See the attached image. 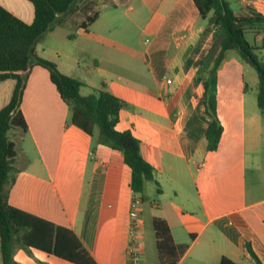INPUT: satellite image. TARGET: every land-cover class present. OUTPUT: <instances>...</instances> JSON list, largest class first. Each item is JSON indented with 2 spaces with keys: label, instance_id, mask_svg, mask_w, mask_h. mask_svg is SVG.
<instances>
[{
  "label": "crops",
  "instance_id": "0c3cea01",
  "mask_svg": "<svg viewBox=\"0 0 264 264\" xmlns=\"http://www.w3.org/2000/svg\"><path fill=\"white\" fill-rule=\"evenodd\" d=\"M111 2L100 4L88 29L57 26L48 31L61 29L58 37L68 44H52L54 55L41 51L62 73L82 81V95L105 89L126 103L116 129H129L140 140L141 155L153 166L160 187L158 200L148 197L149 181L146 199L133 192L131 169L119 150L102 144L92 150L91 136L71 122V109L48 71L33 64L21 101L27 129L11 133L19 171L6 185L8 203L70 228L97 264H127L128 212L135 196L141 199L136 235L143 264H159L154 216L167 220L175 242L188 243L177 264H219L222 256L256 264L248 247L264 264V112L248 91L250 84L258 87L255 68L235 50L226 51L216 93L223 130L217 149L209 151L208 116L195 78L213 44V13L202 18L193 0ZM229 4L237 16L264 15V0ZM0 5L27 23L33 20L29 0H0ZM247 34L264 58V32ZM14 84L13 79L0 81V108ZM13 259L75 264L19 245Z\"/></svg>",
  "mask_w": 264,
  "mask_h": 264
},
{
  "label": "trees",
  "instance_id": "16d2710c",
  "mask_svg": "<svg viewBox=\"0 0 264 264\" xmlns=\"http://www.w3.org/2000/svg\"><path fill=\"white\" fill-rule=\"evenodd\" d=\"M34 17L27 23L0 5V81H15L9 101L0 108V251L2 264H19L13 259L16 246L37 248L75 264H97L75 233L67 227L18 209L8 203L6 185L14 180L17 167V149L11 133L27 129L21 110V101L29 68L39 65L48 71L60 98L71 109V122L92 139V150L98 144L119 150L131 169L130 187L144 200L145 182L154 180V168L140 152V140L131 130H118L120 110L126 103L105 89H93L82 95L83 85L78 78L62 73L57 64L35 52L37 43L57 26H67L74 31L88 29L100 13L101 3L111 0H29ZM199 14L205 18L214 15L216 33L199 75L202 100L208 116L205 131L206 149L216 150L222 133L217 116V70L226 51L235 50L251 64L258 75L257 105L264 112V58L255 52L247 33L264 32V15L237 16L227 0H193ZM69 38L74 34L70 33ZM206 72V77L200 74ZM159 264H177L188 243L174 241L167 220L160 216L152 219ZM256 264H262L250 247ZM219 264H238L222 256Z\"/></svg>",
  "mask_w": 264,
  "mask_h": 264
},
{
  "label": "rangeland",
  "instance_id": "374dc122",
  "mask_svg": "<svg viewBox=\"0 0 264 264\" xmlns=\"http://www.w3.org/2000/svg\"><path fill=\"white\" fill-rule=\"evenodd\" d=\"M227 1H229V2H231L233 4L237 2V0H227ZM233 8L236 9L234 5H233ZM58 30L59 31H55L54 33H46L43 36V38L41 40H39V42L37 43V45H38V47H37V53L39 55H42L41 48H43L45 50V54H43V55H54V50H53L54 48H53V45L52 44H55V43H58V42L61 43L62 40H64V42H66V44H68L67 43L68 41H66L65 38L61 39V37H58L59 34H60L58 32H62L61 29H58ZM247 36H248V34H247ZM59 50H60L59 53H60L61 59L63 61L68 62V60L66 58H64V56H63L64 55L63 50L62 49H59ZM61 53H63V54L61 55ZM55 55H56V53H55ZM43 57L50 60V58H48L46 56H43ZM82 57L83 56H81L80 54L78 55V58H79L80 63L82 65H84L83 64V58ZM52 61H54V60H52ZM247 79H248V76H247ZM257 89H258V87L256 88L255 86H253L252 84H250V87H249V90L248 91H250L252 94H255L256 95L257 94ZM83 90H85V89H83ZM83 93H85V91H83ZM159 189H160V187L154 182V180L153 181H149L147 191H148V197H149L150 200H154V201L155 200H158V190ZM162 202H163V200L161 199V203Z\"/></svg>",
  "mask_w": 264,
  "mask_h": 264
},
{
  "label": "built area",
  "instance_id": "2783aa9c",
  "mask_svg": "<svg viewBox=\"0 0 264 264\" xmlns=\"http://www.w3.org/2000/svg\"><path fill=\"white\" fill-rule=\"evenodd\" d=\"M167 82H170L167 79ZM141 203V199L139 196H135L131 199L129 205V232H130V240L127 246V264H143V250L142 243L136 235V230L138 229L141 218L139 206Z\"/></svg>",
  "mask_w": 264,
  "mask_h": 264
}]
</instances>
